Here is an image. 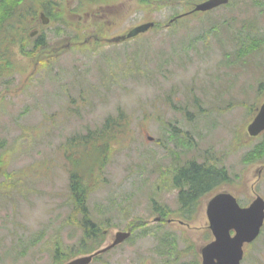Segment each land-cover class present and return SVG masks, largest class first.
<instances>
[{
    "label": "rangeland",
    "instance_id": "rangeland-1",
    "mask_svg": "<svg viewBox=\"0 0 264 264\" xmlns=\"http://www.w3.org/2000/svg\"><path fill=\"white\" fill-rule=\"evenodd\" d=\"M150 1L134 2L130 12L120 2L101 20L107 38L147 20L163 25L137 39L79 45L38 68L29 46H3L9 57L0 59V264H63L89 254L78 252L83 230L80 215L71 216L75 160L95 185L88 207L106 231L95 249L131 219L147 221L89 264H200L196 244L212 238L206 213L212 194L229 191L242 205L256 194L264 198V159L244 162L264 139L247 134L264 101V0H237L170 27L169 19L188 9L180 1L199 0ZM36 2L18 4L5 25L33 13ZM60 25H44L50 43L88 36L69 27L57 35ZM120 111L126 140L97 167L99 152L79 139ZM191 158L224 164L231 182L202 196L189 218L171 178ZM160 205L172 211L170 222L157 220ZM56 244L68 255L64 262H53ZM244 250L242 264H264V226Z\"/></svg>",
    "mask_w": 264,
    "mask_h": 264
},
{
    "label": "trees",
    "instance_id": "trees-1",
    "mask_svg": "<svg viewBox=\"0 0 264 264\" xmlns=\"http://www.w3.org/2000/svg\"><path fill=\"white\" fill-rule=\"evenodd\" d=\"M23 1L24 0H0V29L5 22L16 15V6ZM8 26L12 29L8 30L6 33L5 40H14V38L17 37L15 30L16 23H10ZM42 45V42H37L35 46L30 47V52L38 56ZM125 126V114L123 111H120L116 116L109 115L98 132L92 134L87 133L79 139V141L84 142V145H94L95 149L99 152V156L96 157L97 167L105 163L103 159L105 156L112 155L119 146L123 145L127 137ZM77 143L75 145H77ZM263 158L264 139L246 153L244 162L251 163L260 161ZM95 160L90 166L86 167L90 170V174L95 172ZM78 164L79 162L75 160L74 165L76 169L71 171L69 176L70 195L73 201L71 216L78 218V215H80L79 225L83 230L78 252L83 250L84 252H92L95 250L94 246L99 244V240L104 237V230H102L98 223L93 221L88 207V200L95 185L84 179L83 174L80 172L81 169H84L83 165L77 167ZM230 182L231 176L228 168L224 164L220 165L217 161L209 162L208 160L199 162L194 158L175 167V173L171 178V186L178 190L180 210L183 212L184 216L189 218L196 212L202 196L215 191L222 184ZM156 210H158L159 214L164 218L170 216L172 213L167 206L162 205L156 207ZM146 222L147 221L137 217L131 219L126 228L135 232L138 228H143ZM100 256L101 255L95 257V259H100ZM67 257L68 255L60 250L59 244H56L53 252V261L61 263L64 262Z\"/></svg>",
    "mask_w": 264,
    "mask_h": 264
},
{
    "label": "water",
    "instance_id": "water-1",
    "mask_svg": "<svg viewBox=\"0 0 264 264\" xmlns=\"http://www.w3.org/2000/svg\"><path fill=\"white\" fill-rule=\"evenodd\" d=\"M228 1L206 0L198 4L195 10H209ZM153 26L154 22L143 23L131 29L127 37L146 32ZM263 130L264 103L248 126L251 136H257ZM206 213L214 240L202 248V264H240L244 255L243 245L253 241L264 224V199L259 196L249 206L242 207L230 192H218L209 200ZM130 235L131 231H118L110 245L66 264H88L95 255L122 243Z\"/></svg>",
    "mask_w": 264,
    "mask_h": 264
},
{
    "label": "flooded vegetation",
    "instance_id": "flooded-vegetation-1",
    "mask_svg": "<svg viewBox=\"0 0 264 264\" xmlns=\"http://www.w3.org/2000/svg\"><path fill=\"white\" fill-rule=\"evenodd\" d=\"M69 1L70 0H46L38 4L37 13L32 17V24L35 26V31H36V35L34 37H36V39L33 37L31 43L33 42L32 43L33 46H35L37 42H42L44 44V47L42 48L44 55L41 53L40 54L41 57L44 56L51 57L53 55H57L64 49V41H59L58 44L51 46L50 48L49 46L46 45V35L41 34L43 27L45 25L44 23L45 18L42 17V14H44L45 17L49 19L48 21L54 19L58 22H67L72 26L70 28L74 29L76 32L79 33L86 32L93 27L94 35L86 38L84 41L85 43L86 42L88 43L93 40H101V37L96 32L98 31L97 29L99 28L98 27L95 28V26L101 25V20H103L104 17L108 16V12L119 6L118 0H111L116 2L115 5L113 4V2L109 3L105 1L106 2L105 7L102 6V3H97L96 0H73V6H69L68 4ZM96 3L98 5V8L91 7ZM133 3L134 0L125 1L124 4L127 6L128 11H130V9L133 7ZM93 8H95V12H92ZM67 16H69L68 20H67ZM91 20L93 21L91 22ZM65 41H67L68 46L73 44L71 37L65 39ZM25 42L28 43L27 41ZM232 233L234 232L232 231ZM212 239L213 237L211 238V240ZM203 245L196 244V248L198 250V257L200 260H201V248Z\"/></svg>",
    "mask_w": 264,
    "mask_h": 264
}]
</instances>
